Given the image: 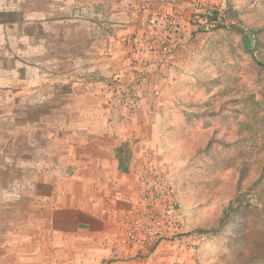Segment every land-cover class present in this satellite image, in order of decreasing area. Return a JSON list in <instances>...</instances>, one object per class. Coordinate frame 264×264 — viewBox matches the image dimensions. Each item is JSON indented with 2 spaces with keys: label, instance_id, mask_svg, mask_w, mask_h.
<instances>
[{
  "label": "rangeland",
  "instance_id": "374dc122",
  "mask_svg": "<svg viewBox=\"0 0 264 264\" xmlns=\"http://www.w3.org/2000/svg\"><path fill=\"white\" fill-rule=\"evenodd\" d=\"M2 1L0 264H55L56 185L105 157L134 178L137 244L264 264V0H143L104 74L95 12L67 43V0Z\"/></svg>",
  "mask_w": 264,
  "mask_h": 264
},
{
  "label": "crops",
  "instance_id": "0c3cea01",
  "mask_svg": "<svg viewBox=\"0 0 264 264\" xmlns=\"http://www.w3.org/2000/svg\"><path fill=\"white\" fill-rule=\"evenodd\" d=\"M142 1L67 0V43L84 37L81 33L87 22V9L91 10L98 18V43L94 48L98 51L95 63L99 72H107L110 59L107 53L113 57V66H121L120 42L136 26ZM13 2L18 4L17 0ZM8 5L0 0L1 16L13 12ZM55 9L47 4V7L37 6L32 13L38 17L43 11L54 16V20ZM101 161L102 165L98 164L94 171L92 167L86 168V164L77 170L67 168V180L56 185L57 193L63 192L58 195L63 205L53 209V214L43 223L51 237L55 264H197L199 251L194 248L196 243L189 245L192 239L184 237L175 245L164 242L153 251L130 239L123 224L126 216L139 208L134 178L122 172L114 158L105 157ZM88 175H95V182Z\"/></svg>",
  "mask_w": 264,
  "mask_h": 264
},
{
  "label": "trees",
  "instance_id": "16d2710c",
  "mask_svg": "<svg viewBox=\"0 0 264 264\" xmlns=\"http://www.w3.org/2000/svg\"><path fill=\"white\" fill-rule=\"evenodd\" d=\"M243 43H244V47L248 52H251V47H250V38L248 36H243ZM205 232V231H202Z\"/></svg>",
  "mask_w": 264,
  "mask_h": 264
},
{
  "label": "built area",
  "instance_id": "2783aa9c",
  "mask_svg": "<svg viewBox=\"0 0 264 264\" xmlns=\"http://www.w3.org/2000/svg\"><path fill=\"white\" fill-rule=\"evenodd\" d=\"M211 17H212V14H210V17H207V19H206V20L208 21V19H211ZM127 231H128V232H129V234H130V239H131L132 241H134V242H135V240H134V239H135V237H134V236H132V234H131L130 230L128 229Z\"/></svg>",
  "mask_w": 264,
  "mask_h": 264
}]
</instances>
